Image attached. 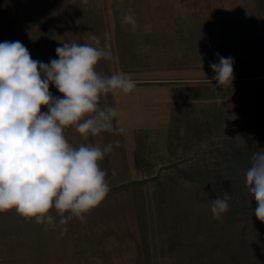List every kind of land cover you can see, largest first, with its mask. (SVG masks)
I'll return each mask as SVG.
<instances>
[{
    "label": "rangeland",
    "instance_id": "374dc122",
    "mask_svg": "<svg viewBox=\"0 0 264 264\" xmlns=\"http://www.w3.org/2000/svg\"><path fill=\"white\" fill-rule=\"evenodd\" d=\"M129 9L134 33L122 23ZM92 35L113 54L96 70L137 82L101 99L119 110L123 133H64L74 147L120 141L100 162L110 191L85 222L61 226L53 209L46 228L0 212V264H264L244 175L264 150V0H0V43L20 41L33 60L50 63L62 43ZM217 53L234 58L231 86L213 79ZM225 192L217 220L210 202Z\"/></svg>",
    "mask_w": 264,
    "mask_h": 264
},
{
    "label": "clouds",
    "instance_id": "9594fccd",
    "mask_svg": "<svg viewBox=\"0 0 264 264\" xmlns=\"http://www.w3.org/2000/svg\"><path fill=\"white\" fill-rule=\"evenodd\" d=\"M87 3V0H83ZM122 23L137 31L138 21L131 9ZM145 29L150 31L151 25ZM92 43L67 41L56 48L58 59L50 63L33 60L20 41L0 43V212L15 210L27 220L55 227L73 218L85 222L86 214L108 195V173L100 162L120 146L80 144L74 147L65 130L74 128L85 140L101 133L119 135V110L101 105L102 97L131 94L137 82L130 74L101 75L96 67L101 60H112L110 47L98 36ZM150 46H145L148 51ZM212 63L218 87L232 85L234 58L219 56ZM54 84L62 98L54 97ZM47 107V112H42ZM115 170L112 175H115ZM248 192L255 199V216L264 223V150L252 154L245 171ZM232 197L210 202L213 217L219 220L229 211ZM67 227L61 236L67 234Z\"/></svg>",
    "mask_w": 264,
    "mask_h": 264
}]
</instances>
